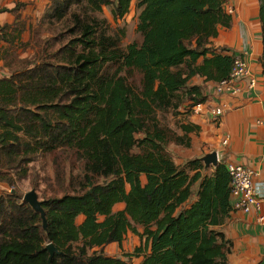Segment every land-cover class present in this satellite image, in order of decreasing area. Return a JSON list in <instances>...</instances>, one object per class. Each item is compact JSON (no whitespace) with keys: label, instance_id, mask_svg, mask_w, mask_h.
I'll use <instances>...</instances> for the list:
<instances>
[{"label":"trees","instance_id":"trees-1","mask_svg":"<svg viewBox=\"0 0 264 264\" xmlns=\"http://www.w3.org/2000/svg\"><path fill=\"white\" fill-rule=\"evenodd\" d=\"M132 1L48 0L46 16L66 23L50 35L26 25L21 4L0 9L14 14L0 25V61L10 69L0 76V182L13 185L29 162L57 150L82 167L79 191L59 180L62 194L38 198L43 216L22 195L0 194V264H133L94 249L121 245L129 230L144 239L139 264H230L231 241L216 228L234 210L227 162L209 171L193 156L176 164L168 144L189 147L195 126L179 120L183 133L168 138L157 112L189 114L203 103L205 85H190L193 76L227 78L238 52L211 39L232 15L225 0H135L141 41L122 48L102 30L105 19L88 11L108 7L120 19ZM35 47L34 57H20ZM117 203L124 206L113 211ZM48 243L59 251L50 260Z\"/></svg>","mask_w":264,"mask_h":264},{"label":"crops","instance_id":"crops-1","mask_svg":"<svg viewBox=\"0 0 264 264\" xmlns=\"http://www.w3.org/2000/svg\"><path fill=\"white\" fill-rule=\"evenodd\" d=\"M225 8H232L230 27H220L218 35L211 39L213 47L227 46L240 52L247 49L246 59L250 74L256 85L239 94H216L212 83L203 82V77L193 76L189 84H203L207 107L222 110L213 117L210 110L202 114H183L180 108V121L194 125L187 133L190 146L186 148V158H197L203 153L215 150L219 162H231L250 167L255 172V189L264 194V35L257 18V0H225ZM48 0H0V9H12L21 4L18 13L26 25L36 24L42 16ZM14 21V14L0 12V25ZM28 39V32L23 34ZM2 62L0 61V69ZM1 76V75H0ZM205 83V84H204ZM245 83V80H242ZM182 134L181 129L176 130ZM224 139H226L224 141ZM184 159H181V163ZM174 162H176L174 160ZM177 163L176 164H181ZM213 169L208 168V171ZM263 218L259 220V217ZM219 228L231 241L228 252L230 264H264V205L260 209L251 208L248 212L232 210Z\"/></svg>","mask_w":264,"mask_h":264},{"label":"rangeland","instance_id":"rangeland-1","mask_svg":"<svg viewBox=\"0 0 264 264\" xmlns=\"http://www.w3.org/2000/svg\"><path fill=\"white\" fill-rule=\"evenodd\" d=\"M82 6H73L78 12H81ZM51 8L46 7L45 13L42 21V24H34L35 27L38 26L39 29H42L43 32L50 34L57 33L65 28L66 23H63L65 20H57L53 16H46V11H50ZM89 15L96 16L98 19H105V26H102V30L107 35H113L119 38V44L123 48L128 43L135 41L139 43L141 41V36L136 30L137 23V11L135 8V0L132 1L128 13L120 18L114 19L110 14L109 8L104 7L100 12L88 11ZM45 18V19H44ZM36 53V47L34 50H28L20 54V57H34ZM2 62V61H1ZM14 67H19L20 65H13ZM12 66V67H13ZM113 67V66H112ZM111 67V68H112ZM11 68V67H10ZM10 69L4 67L3 63L0 69V75H9ZM139 75L134 73L132 81L137 82ZM131 80V79H130ZM157 117L161 126L166 129L167 137H174L175 130L178 128V122L180 116L175 112V109L169 108L165 111L157 112ZM174 139L168 144V152L170 157L173 158L177 163H181V159L186 158V148L178 147L172 145ZM187 159V158H186ZM56 164L60 167L56 168ZM28 173L25 177L21 179H16L13 185H8L7 183L0 182V194L8 193L14 191L17 195H24L25 193L34 190L39 199L47 198L50 196L62 194L64 187L58 186L57 182L62 180L64 185L67 188H71L74 191L80 190L79 176L82 174L81 163L72 158V155L65 151H58L52 153H43L38 155V157L27 164ZM103 178L99 177L98 182L102 181ZM142 181H145V176L142 175ZM22 201V199L20 200ZM124 206L123 203H117L113 206V211L122 209ZM82 220L81 216L76 217L75 222L79 223ZM135 225V224H134ZM138 233H143L144 227L142 225H135ZM136 248H143L140 252H136ZM96 251H100L109 256H119L127 261L132 262L133 264H139L142 260L146 248L144 246V239L139 237L136 233L133 234L130 230L125 235L124 240L121 245L116 243L107 244L101 247H95Z\"/></svg>","mask_w":264,"mask_h":264},{"label":"built area","instance_id":"built-area-1","mask_svg":"<svg viewBox=\"0 0 264 264\" xmlns=\"http://www.w3.org/2000/svg\"><path fill=\"white\" fill-rule=\"evenodd\" d=\"M231 11L232 8H228V12L230 13ZM246 53V48H242L240 52L235 53L233 64L227 78L213 84V91L216 94L229 93L235 95L241 93L244 87H247V89L255 87V77L250 74ZM242 80H245L244 84ZM243 85L245 86L243 87ZM207 109L210 110L213 117H218L222 114V110L219 107L210 108L204 102L190 107V111L194 114H202ZM226 167L230 176L229 185L232 209L243 212H248L251 208L260 209L264 205V194L259 195L255 189L254 170L250 167L231 162H227ZM262 218L260 216L259 220Z\"/></svg>","mask_w":264,"mask_h":264},{"label":"water","instance_id":"water-1","mask_svg":"<svg viewBox=\"0 0 264 264\" xmlns=\"http://www.w3.org/2000/svg\"><path fill=\"white\" fill-rule=\"evenodd\" d=\"M197 159H199L203 163L205 169L210 167L214 168L219 163L218 154L215 150L203 153L202 155L197 157ZM23 201L28 203L32 208L38 210L42 216L44 215L43 209L41 207V201L38 199L37 194L34 190L25 193L23 195ZM45 249L49 253L48 260H50L54 253H59L57 248L52 243H48L45 246Z\"/></svg>","mask_w":264,"mask_h":264}]
</instances>
